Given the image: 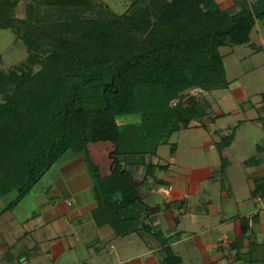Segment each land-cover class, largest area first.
<instances>
[{
  "label": "trees",
  "instance_id": "1",
  "mask_svg": "<svg viewBox=\"0 0 264 264\" xmlns=\"http://www.w3.org/2000/svg\"><path fill=\"white\" fill-rule=\"evenodd\" d=\"M23 2L28 16L20 19ZM259 2L261 10L249 0H233L234 8L219 0H133L118 15L99 0H0V30H13L28 50L9 72L0 70V197L16 193L0 214L27 198L67 153L82 155L96 224L121 238L146 231L162 246L159 264H184L171 248L174 237L155 225L162 208L145 202L134 166L189 127L182 103L198 106L201 94L229 88L220 49L251 44L264 20ZM34 9L67 16L45 22ZM172 112L177 119L168 130L144 129L145 119ZM99 142L112 147L104 164L92 157L91 144ZM176 148L171 144L172 153ZM148 169L154 176L155 166ZM263 194L258 187L255 196ZM135 207L145 214H124Z\"/></svg>",
  "mask_w": 264,
  "mask_h": 264
},
{
  "label": "crops",
  "instance_id": "2",
  "mask_svg": "<svg viewBox=\"0 0 264 264\" xmlns=\"http://www.w3.org/2000/svg\"><path fill=\"white\" fill-rule=\"evenodd\" d=\"M224 90L232 89L229 86ZM232 92V110L220 101L217 103L218 110L213 112V106L203 96L206 92L200 97L198 106L182 103L191 120L187 129L176 133L203 130L205 136L201 144L196 145L194 141L191 147L192 152L201 151L203 155L197 157L193 154L195 158L191 163H178L177 145L176 151L171 152L173 163L161 164L157 154L149 163L138 159L136 170L144 175L139 182L147 186V191L143 193L145 202L162 207L155 225L167 237H174L172 250L174 245L190 239L207 264H223L232 259L241 264H264V197L260 203L255 201L257 188L264 187V93L254 102L242 86L234 88ZM254 110L257 115L253 117L251 111ZM232 114L238 117L235 124L232 126L225 122L221 125V120ZM176 119L177 115L173 112L149 117L143 121V127L147 132L165 131ZM217 124L218 129L215 128ZM241 129H249L247 133L250 135L247 136L253 140L256 154L249 159L239 157L233 160L228 152L237 141V132ZM230 135L233 140L224 143V139ZM195 161L199 163L196 165ZM235 162L238 167H244L242 182L230 176ZM149 165L156 168L154 176H147L150 173ZM173 168L181 169L183 173L174 172ZM156 179L162 181L163 189L170 190L169 195L161 191L167 197L159 194L158 201L155 199L157 194L148 190L157 185ZM43 180L47 182L48 189L43 193L45 197L42 200L35 203L29 201L27 205L25 198L13 210L0 214V222H4L10 230L8 235L0 231V264L11 250L15 254L4 264H18L17 261L21 260V264H43L45 256L60 257L66 252L81 256L74 264H90L88 258L94 260V255L90 253L92 247L96 263L101 264L104 261L102 251L115 250L119 237L110 226L99 227L93 218L95 198L84 157L67 153ZM255 211L258 212L254 216ZM176 212L189 222L192 219L198 231H194L191 224L180 229L183 223ZM251 218L254 220L253 227L249 225ZM123 244L127 245V241ZM112 245L114 248L109 250ZM161 247L160 244L157 250L140 254L146 259L144 264H159L160 258L156 253H160ZM83 252H89L88 256ZM117 259V263L112 259L110 264H129V259L122 260L119 256Z\"/></svg>",
  "mask_w": 264,
  "mask_h": 264
},
{
  "label": "rangeland",
  "instance_id": "3",
  "mask_svg": "<svg viewBox=\"0 0 264 264\" xmlns=\"http://www.w3.org/2000/svg\"><path fill=\"white\" fill-rule=\"evenodd\" d=\"M133 0H99V3L106 7H110V9L118 14H123L131 5ZM251 4L254 5L256 10H261V3L260 0H249ZM220 5L222 8H229L233 7V0H219ZM28 4L27 2H23L17 8L16 16L20 19H25L28 16ZM234 8V7H233ZM238 10V8H235ZM35 17L44 18L45 22H53L59 21L66 18L67 13L65 12H57L52 9H34ZM87 16L93 15V13H86ZM251 44L245 46H237L231 47L226 46L220 49L222 56L224 57L225 67L227 71V79L230 81V88L233 90L239 86H242L245 91L248 93L250 99L254 102H257L261 97L262 93H264V20H257L256 26L252 31L251 34ZM252 44H256L260 47V50L254 49ZM28 56V50L23 42L17 34L11 30H0V70L3 72H9L10 69L15 67L16 65L23 62ZM232 90H221L216 91L213 93H207L203 95L206 97L213 106V112L218 110V102H223L228 108L231 110L232 103L234 104V97ZM202 96V94H201ZM252 116L257 115V111H251ZM251 116V115H250ZM238 119L237 116L232 114L228 116L227 119L221 120V125L225 122H228L230 125H234ZM219 123V124H220ZM219 124L215 128L218 129ZM250 127V126H249ZM248 127V128H249ZM212 128H214L212 126ZM249 130V129H248ZM247 130V131H248ZM245 130H238L237 132V141L234 143L233 148L228 152V156L234 158L233 160L238 159L239 157L243 158H252L255 156V145L253 140L247 136L250 133H247ZM254 131V130H253ZM259 133V132H258ZM196 136L199 138L196 140ZM205 136V132L203 130H196L191 129L188 131H183L180 133H174L170 137V143L176 144L179 146V152L177 154V162L181 164L191 163L195 156L203 155L204 152H192L191 147L196 142V145H200L203 137ZM217 139V138H216ZM171 144L161 145L158 148V159L160 160L161 164L169 165L174 162V159L171 157ZM93 159L97 163L106 162L109 156V152L112 150L111 144L109 142H99L91 144ZM213 153V152H212ZM194 154V155H193ZM136 159V158H135ZM143 163L151 162L154 159V155H147L145 158H141ZM134 160V158H132ZM199 162H194V164H198ZM107 164V163H106ZM241 167V168H240ZM238 167V163H234L233 168L230 170V176L235 178L238 181L242 182V169L244 168L242 165ZM134 169L137 174L138 180L141 182L144 178L143 173L138 174L137 172V165L134 166ZM160 171V168L157 170ZM174 172H182L183 170L178 168H173ZM235 171V172H234ZM148 172V171H147ZM146 172V173H147ZM147 176H151L150 173H147ZM45 180L40 181L31 194L26 198L28 201L27 205H29V201L32 202L36 200H42V197H45L43 193L47 191ZM146 185H142L143 193L147 191ZM164 185H153L149 191L156 193V200L158 201L159 194L162 197H167L162 194V189ZM170 197V196H169ZM16 198V193L10 194L5 197H0V210L2 211L4 208L8 206V204ZM189 202H187L188 204ZM151 206H155L153 202H150ZM156 207V206H155ZM162 208V207H161ZM164 209V206H163ZM142 211L139 210L138 207L133 209H128L124 211V214L127 216L130 215H143ZM177 213V217L179 216V212ZM145 214V213H144ZM190 214V213H189ZM153 215V214H152ZM181 216V214H180ZM5 219V218H4ZM181 220L183 225L180 226V229H185L191 224L194 228L193 220L191 219L190 222L184 219L181 216ZM4 221V220H3ZM0 222V231L5 232L6 235L10 234V230L6 228ZM194 231H198V228H194ZM7 238V236H5ZM8 239V238H7ZM127 241V245H124L123 242ZM116 248L111 252L102 251L104 256V261L101 264H110L111 260L113 259L116 263L118 262L117 257L119 256L122 260H128L129 264H144L146 259H143L140 254H145L151 250H157L160 242L153 238V236L146 231H140L139 233H134L130 235L128 238H121L117 239L115 242ZM21 246V244H20ZM18 246V247H20ZM95 248V247H94ZM89 249V248H87ZM110 250V249H109ZM112 250V249H111ZM173 251L182 256L184 259V264H207L205 261V257L201 254L198 250L196 244L193 240H186L181 243L174 245ZM85 256H88V253L83 252ZM90 253L94 255V260L92 261L91 257L88 258L90 264H98L95 261V251L92 247ZM15 254V251H10L6 257L4 258L1 264H4L7 259H10ZM87 254V255H86ZM157 257H161L160 254L156 253ZM80 255L76 254L75 252H66L64 255L60 257H44L45 262L43 264H74L75 260H78ZM149 259H152L150 256H147ZM146 257V258H147ZM249 258V257H248ZM97 260V259H96ZM108 260V261H106ZM234 260L225 261L223 264H241L237 262H233ZM18 264L22 262V260Z\"/></svg>",
  "mask_w": 264,
  "mask_h": 264
},
{
  "label": "built area",
  "instance_id": "4",
  "mask_svg": "<svg viewBox=\"0 0 264 264\" xmlns=\"http://www.w3.org/2000/svg\"><path fill=\"white\" fill-rule=\"evenodd\" d=\"M198 94H199V90H198V89H194V90H192V91L190 92V95H192V96H197ZM178 102H179L178 100H174V101H172V102H171V106H176V105L178 104ZM162 191H163V193L166 194V195H169V193H170V190H168V189H162ZM255 201L258 202V203H260V202L263 201V197L260 196V195H257V196H255ZM257 212H258V211H255V212L253 213V215H256ZM249 225H250V227H253V226H254V221H253L252 218L249 220ZM113 248H114L113 245L109 247L110 250L113 249ZM25 264H29V263L26 262Z\"/></svg>",
  "mask_w": 264,
  "mask_h": 264
}]
</instances>
